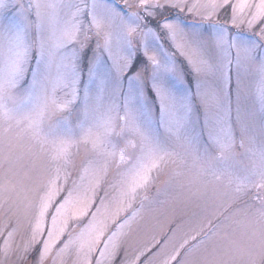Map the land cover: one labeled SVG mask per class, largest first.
Wrapping results in <instances>:
<instances>
[{
    "label": "snow or ice",
    "instance_id": "6c2138e0",
    "mask_svg": "<svg viewBox=\"0 0 264 264\" xmlns=\"http://www.w3.org/2000/svg\"><path fill=\"white\" fill-rule=\"evenodd\" d=\"M0 264H264V0H0Z\"/></svg>",
    "mask_w": 264,
    "mask_h": 264
},
{
    "label": "rangeland",
    "instance_id": "374dc122",
    "mask_svg": "<svg viewBox=\"0 0 264 264\" xmlns=\"http://www.w3.org/2000/svg\"><path fill=\"white\" fill-rule=\"evenodd\" d=\"M117 2L119 3L120 0H117ZM211 211H223V209H213L211 207H205L203 204L197 206L193 203V205L185 209L183 212H173L168 206L161 207L157 212L146 211L142 213V217L137 220L139 227L132 237V243L133 245L147 244L152 236H155L156 240H161L166 235H171L169 229L174 227L178 222V216L185 215L186 217H191L195 220L205 212ZM193 213L196 215L193 216ZM183 230H186V226L177 234V238L182 235Z\"/></svg>",
    "mask_w": 264,
    "mask_h": 264
}]
</instances>
